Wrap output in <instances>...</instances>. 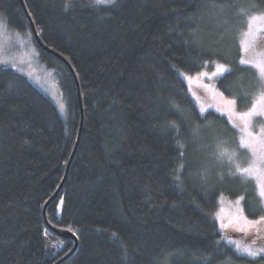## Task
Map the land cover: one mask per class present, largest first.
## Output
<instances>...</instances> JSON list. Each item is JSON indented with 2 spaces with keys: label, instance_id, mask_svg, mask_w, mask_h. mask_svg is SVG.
<instances>
[{
  "label": "trees",
  "instance_id": "trees-1",
  "mask_svg": "<svg viewBox=\"0 0 264 264\" xmlns=\"http://www.w3.org/2000/svg\"><path fill=\"white\" fill-rule=\"evenodd\" d=\"M90 3L0 0V21L30 35L66 107L0 66V264H56L72 235L58 264H264L214 218L221 196L242 197L248 218L263 213L237 170L247 148L224 115L198 110L181 76L226 65L215 85L247 110L264 85L240 63L238 32L264 0Z\"/></svg>",
  "mask_w": 264,
  "mask_h": 264
},
{
  "label": "rangeland",
  "instance_id": "rangeland-1",
  "mask_svg": "<svg viewBox=\"0 0 264 264\" xmlns=\"http://www.w3.org/2000/svg\"><path fill=\"white\" fill-rule=\"evenodd\" d=\"M260 15L254 14L252 16ZM252 16L247 18L245 29L238 32L237 41L242 50L241 59L249 61L246 65H250L256 70L264 85V77L261 76L259 68L256 67L257 64L264 65V20L258 19L254 21L251 34L246 36L245 33L249 32L248 22ZM5 28H7L6 25L0 21V66L10 67L24 75L52 100L59 113L64 116L66 107L57 83L56 75L38 61L30 35H24ZM218 64L221 63H213L210 68H203L195 74L182 73L181 76L187 85L191 97L196 102L199 111L203 108L205 111L213 110L224 115L228 119V122L238 130L240 139H248L253 143L255 155H253V151L246 147L249 160L247 168L251 169L249 174L254 179L256 190L259 193L260 189L264 188V163H258L261 156H264V116H255L252 118L247 129L255 137V140H252L243 131L246 121L240 119L239 114L248 111L253 103H257L258 109L264 107V100L260 99L264 90L255 96L251 106L247 110H238L236 103L235 105L226 103V101L235 99L225 96L217 89L215 80L220 75L211 76ZM201 73H206L207 75L202 76L200 75ZM238 200L239 204H237ZM241 201L242 197L229 199L228 197L221 196L218 200L214 218L222 238L227 243L228 241H232L229 244L234 246L236 250V245L239 244L241 248L248 247L255 251L264 247V223L249 227L241 217L251 221L264 216V199L260 197L263 213L258 218H248L244 213ZM259 256H264V254Z\"/></svg>",
  "mask_w": 264,
  "mask_h": 264
},
{
  "label": "snow or ice",
  "instance_id": "snow-or-ice-1",
  "mask_svg": "<svg viewBox=\"0 0 264 264\" xmlns=\"http://www.w3.org/2000/svg\"><path fill=\"white\" fill-rule=\"evenodd\" d=\"M73 6L74 5H72V4L66 3L64 7H65V10L67 11L70 7H73ZM89 6L93 7L99 13V12L104 11L107 8L118 7L119 4H118V0H91V3ZM258 19L264 20V14H261L260 16H252L249 19V22H248L249 32L245 33L246 36L251 34L253 22L258 20ZM240 63L241 64H248L249 61L241 59ZM256 67L259 68L261 76L264 77V65L257 64ZM230 71H231V69L227 68L224 64H218L216 66V70L211 74V76H219V75H222V74H224L226 72H230ZM200 75L203 76V75H207V74L201 73ZM209 78H211V77H209ZM260 99L264 100V93L261 94ZM226 103H228L230 105H235L236 101L235 100H229V101H226ZM200 111H201V113H203L205 110L203 108H201ZM255 116H264V107H261L258 109L257 103H253L252 107L248 111L239 114V118L246 121L245 128L243 129V131H245L246 136L251 138L252 140H255V137L253 136V133L248 131L247 129H248L249 124L251 123L252 118ZM168 128L170 130H173L176 133H179V126L176 125L174 122H170L168 125ZM178 144H179V142H178ZM179 147L184 148V145L179 144ZM241 147L249 148V150L253 151V155H255V148L253 146V143L250 140L241 139ZM183 155H184V152L181 151L180 156L183 157ZM221 155H225V153L221 152ZM258 163H264V156H261ZM181 168H183V165H181ZM237 170L240 173H249L251 171L250 168H243V169L238 168ZM258 194L262 199H264V188H261ZM237 204H239V200L237 201ZM241 218L244 219V223L249 227L257 226L261 223H264V216H261L257 220H251V221L247 220L246 218H243V217H241ZM222 227H223V225H222ZM68 231H71V229H68ZM112 235L115 237L116 233H112ZM219 243H220V241H217V244H219ZM228 243H232V241H228ZM120 247L122 249L123 258L125 260H127L129 255H130V249L123 242L120 244ZM236 248H237L238 253H242L243 255L251 257L253 260H255V258L257 256L264 254V247L259 248V249L254 251L248 247L241 248L240 245L237 244ZM222 251L223 250L219 249V248L214 250V252L217 254L221 253ZM200 259L207 262V264H211L212 256L211 255L203 256ZM225 264H230V260L226 261Z\"/></svg>",
  "mask_w": 264,
  "mask_h": 264
},
{
  "label": "bare ground",
  "instance_id": "bare-ground-1",
  "mask_svg": "<svg viewBox=\"0 0 264 264\" xmlns=\"http://www.w3.org/2000/svg\"><path fill=\"white\" fill-rule=\"evenodd\" d=\"M40 45H41V47H42V43L40 42V41H37ZM46 205H47V203H46ZM46 205L44 206V209H43V215H44V217H45V207H46ZM72 237H74V240H75V243H74V247L72 248V250L66 255V258L65 259H68L73 253H74V251H75V249H76V247H77V245H78V240H77V238L74 236V235H72ZM63 258V260H65Z\"/></svg>",
  "mask_w": 264,
  "mask_h": 264
},
{
  "label": "water",
  "instance_id": "water-1",
  "mask_svg": "<svg viewBox=\"0 0 264 264\" xmlns=\"http://www.w3.org/2000/svg\"><path fill=\"white\" fill-rule=\"evenodd\" d=\"M41 46V45H40ZM82 123V116H81V122H80V124ZM74 151H75V148H74ZM74 151H73V153H74ZM73 153H72V155H73ZM61 186V185H60ZM66 258V257H65ZM64 258V259H65ZM63 259H61L60 261H62ZM60 261H58L56 264H58Z\"/></svg>",
  "mask_w": 264,
  "mask_h": 264
}]
</instances>
